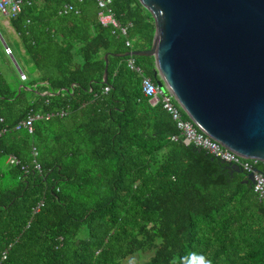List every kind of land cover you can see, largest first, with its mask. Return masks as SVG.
I'll use <instances>...</instances> for the list:
<instances>
[{
    "label": "trees",
    "instance_id": "16d2710c",
    "mask_svg": "<svg viewBox=\"0 0 264 264\" xmlns=\"http://www.w3.org/2000/svg\"><path fill=\"white\" fill-rule=\"evenodd\" d=\"M112 6L127 36L96 0H24L10 21L30 79L0 42V264H264V200L144 95L123 54L152 47L154 17ZM134 59L156 81L155 57ZM31 113L52 116L16 129Z\"/></svg>",
    "mask_w": 264,
    "mask_h": 264
},
{
    "label": "water",
    "instance_id": "95a60500",
    "mask_svg": "<svg viewBox=\"0 0 264 264\" xmlns=\"http://www.w3.org/2000/svg\"><path fill=\"white\" fill-rule=\"evenodd\" d=\"M140 2L154 17L153 45L123 55L154 56L156 82L200 130L264 162V0Z\"/></svg>",
    "mask_w": 264,
    "mask_h": 264
},
{
    "label": "built area",
    "instance_id": "2783aa9c",
    "mask_svg": "<svg viewBox=\"0 0 264 264\" xmlns=\"http://www.w3.org/2000/svg\"><path fill=\"white\" fill-rule=\"evenodd\" d=\"M99 13L98 18L100 22L105 26H112L114 31H119L122 35H128V26L123 25L121 21L117 18L114 8L112 6L113 0H96ZM24 0H0V12L10 18H15L21 12ZM70 11L79 12L78 9L73 4H66L63 12L68 13ZM5 53L12 58L15 65L19 69L20 77L22 80L28 79L27 74L21 69L17 60L14 56V49L12 46L4 43ZM127 46H131V40H127ZM129 66L140 72L142 76V88L143 93L149 98L153 105L162 104L164 109H166L172 116L173 120L180 131V135L183 137V141L187 145H195L197 147L207 150L209 153L213 154L215 157H219L222 160L229 162L231 164H237L243 168L247 173H253L254 182L253 187L255 192L260 198L264 200V173L259 168L260 160L257 158H245L240 154L232 151L231 149L223 146L219 141L213 139L211 136L207 135L205 132L200 130L195 123L187 116L183 111L181 106L176 101L174 95L171 91L166 88H162L154 81L150 76L144 75L141 68L136 65L134 56H130ZM110 87L107 86L105 91H109ZM65 112H62L63 115ZM52 116L51 113L41 114L35 113L29 115L26 119L21 121L16 129L26 128L30 133L34 131V123L39 118L49 119ZM4 130H0V136L4 133ZM175 140L179 138V135H174ZM33 153L37 154V149L34 147ZM8 165H16L20 163V160L15 155H9L7 160ZM25 168V166H23ZM35 168L41 170L42 166L40 163L36 162ZM44 205V201L41 200L38 205L34 208V212H38L40 208Z\"/></svg>",
    "mask_w": 264,
    "mask_h": 264
},
{
    "label": "rangeland",
    "instance_id": "374dc122",
    "mask_svg": "<svg viewBox=\"0 0 264 264\" xmlns=\"http://www.w3.org/2000/svg\"><path fill=\"white\" fill-rule=\"evenodd\" d=\"M7 19H9V16H6L0 12V33L2 35L1 36L2 37L1 39L3 41L2 43L4 45V43L6 42L7 44L11 45L14 49V52H18V53L19 51L22 52L23 49L21 48V45H20V38L18 34L12 29V27L5 23ZM17 58L21 65L19 66L22 67L23 71L25 70L29 73V70H28L29 62L27 61L28 60L27 56L24 55L23 58H21L19 55H17ZM11 64L15 66L12 61H11ZM0 65L5 67V65H10V64L9 62H7V63H0Z\"/></svg>",
    "mask_w": 264,
    "mask_h": 264
},
{
    "label": "crops",
    "instance_id": "0c3cea01",
    "mask_svg": "<svg viewBox=\"0 0 264 264\" xmlns=\"http://www.w3.org/2000/svg\"><path fill=\"white\" fill-rule=\"evenodd\" d=\"M10 17H9V19H7L6 21H5V23L6 24H8V25H10L11 26V21H10ZM12 27V26H11ZM12 29L14 30V28L12 27ZM15 31V30H14ZM2 35H1V33H0V42L2 43L3 41H2V37H1ZM4 39V38H3ZM11 46V45H10ZM23 52V51H22ZM15 53V59L17 60V62L19 63V61H18V58H17V55H19L21 58H23V55H22V53H21V51L18 53V52H14ZM7 55V54H6ZM7 57H8V55H7ZM8 59H9V61H12L13 62V64L15 65V63H14V61L12 60V58L11 57H8ZM0 62H1V60H0ZM19 65H20V63H19ZM2 66V65H1ZM21 66V65H20ZM14 67H16V69H17V71H18V73H19V69L17 68V66L15 65ZM21 69H22V67H21ZM23 70V69H22ZM25 71V70H24ZM26 72V74H27V76H28V79H30V74L27 72V71H25ZM19 75H20V73H19ZM31 114H35V113H31ZM30 114V115H31ZM42 114V113H41ZM45 114H47V113H45ZM29 116V115H28ZM51 118V117H50ZM49 118V119H50ZM46 119V118H45ZM35 127V126H34ZM29 132V131H28ZM36 148V147H35Z\"/></svg>",
    "mask_w": 264,
    "mask_h": 264
}]
</instances>
